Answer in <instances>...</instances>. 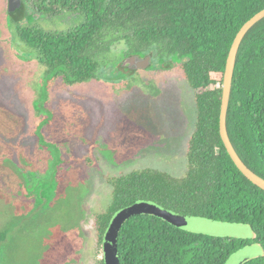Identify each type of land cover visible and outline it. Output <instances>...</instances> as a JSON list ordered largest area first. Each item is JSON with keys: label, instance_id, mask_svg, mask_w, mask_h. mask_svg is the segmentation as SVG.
<instances>
[{"label": "trees", "instance_id": "16d2710c", "mask_svg": "<svg viewBox=\"0 0 264 264\" xmlns=\"http://www.w3.org/2000/svg\"><path fill=\"white\" fill-rule=\"evenodd\" d=\"M27 1L21 0L8 29L16 49L18 44L19 50L31 52L28 59L44 69L47 86L59 82L71 88L100 80L123 85L122 79L130 86L139 72L125 73L121 61L150 56L145 71L154 64L160 71L174 68L194 91L196 123L185 175L142 169L108 180L111 201L93 222L99 247L114 214L142 201L183 216L249 226L256 238H214L153 216H134L118 234L119 264H225L244 247L261 243L264 248V191L237 169L219 133L229 50L242 26L264 10V0H33L47 15L61 10L79 15L76 26L58 32L32 27ZM99 69L107 76L95 75ZM112 75L120 79H110ZM226 128L241 161L264 179V19L238 49ZM24 178L27 185L26 174ZM43 182L32 194L36 204L50 197L49 184ZM244 264H264V255Z\"/></svg>", "mask_w": 264, "mask_h": 264}, {"label": "rangeland", "instance_id": "374dc122", "mask_svg": "<svg viewBox=\"0 0 264 264\" xmlns=\"http://www.w3.org/2000/svg\"><path fill=\"white\" fill-rule=\"evenodd\" d=\"M5 9L6 0H0L1 40L8 29ZM75 18L73 12L36 13L31 26L67 31L76 26ZM1 40L0 264H117L115 238L125 221L148 215L170 223L160 208L158 215L142 214L137 203L112 217L99 247L93 222L111 201L108 180L142 169L185 175L196 123L194 91L180 71H160L157 64L139 71L130 86L122 79L123 85L100 80L50 87L36 61L20 59L21 50L14 55L8 40ZM109 78L117 81L120 75ZM31 173L39 183H32ZM43 181L50 197L36 204L32 194ZM183 230L221 239L256 238L249 226L226 223ZM263 255V244L256 243L225 264Z\"/></svg>", "mask_w": 264, "mask_h": 264}, {"label": "water", "instance_id": "95a60500", "mask_svg": "<svg viewBox=\"0 0 264 264\" xmlns=\"http://www.w3.org/2000/svg\"><path fill=\"white\" fill-rule=\"evenodd\" d=\"M21 6H22L21 0H7V24H8V26L10 25L11 16L15 12H17L21 8ZM263 19H264V10L257 13L248 22H246L242 26V28L239 30V32L236 34V36L233 40V43L231 45V48L229 50L227 60H226L223 83L221 86L222 97H221V111H220V119H219V133H220V138L222 140V143L226 149V152L229 155V157L231 158L234 165L237 167V169L253 185L257 186L259 189L264 191V179L260 178L256 174H254L241 161V159L237 155L236 151L234 150V148H233V146L229 140V136H228L227 128H226V117H227V111H228V106H229V101H230L232 78H233V72H234V67H235L238 49L240 47L242 40L246 36V34L257 23H259ZM24 56L28 57L27 55H24ZM150 61H151L150 56H146L145 58H140L138 56H131V57L125 58L121 61L120 68L123 69L124 72L127 74L134 73V72H137L139 70H144L146 67H148V65L151 64ZM137 203H141V205H139V206H141V213L142 214L158 215L161 212H159L157 209L160 208L164 212V215L166 216L165 218H167L169 220V223L172 224L174 227H177V228L182 229V230L183 229H187V230L192 229L193 232H196L197 228L200 226L207 227L209 224L219 223V222H214V221L204 219V218L189 217V216H183L180 214H175V213H173L169 210L163 209V208H161V207H159L156 204L151 203V202H142L141 201V202H136L133 205H135ZM133 205H131V206H133ZM131 206H129V207H131ZM129 207H126L124 209H127ZM124 209H122V210H124ZM122 210H120V211H122ZM120 211H118V212H120ZM118 212H116L115 214H117ZM133 216H141V215H133ZM122 225L119 227L116 238H115V253H116L117 264H119L118 258H117V238H118V234H119V231H120V228L122 227ZM102 245H103V241H102Z\"/></svg>", "mask_w": 264, "mask_h": 264}, {"label": "flooded vegetation", "instance_id": "af4514ba", "mask_svg": "<svg viewBox=\"0 0 264 264\" xmlns=\"http://www.w3.org/2000/svg\"><path fill=\"white\" fill-rule=\"evenodd\" d=\"M27 8H28V10H29V14L32 16V19H33L32 25H33L35 14H36V13L44 14V13L40 12V11L36 8L35 3H34L33 0H28V1H27ZM5 11H6L5 22H6V24H7V0H6V9H5ZM59 12H60V11H59ZM61 12H64V11L61 10ZM57 13H58V12H57ZM57 13H55V14H57ZM75 15H76V18L74 19V21H77L78 18H79V15L76 14V13H75ZM59 26L63 27L64 25H63V24H60ZM7 33H8V34H6L5 38H6V40H8V42H9V46H10L11 52H12L13 54H14V53H17V52L19 51V49H16L15 44H14V42L12 41V37H11V34H10L9 29H7ZM0 40H1V39H0ZM1 41H5V39H4V40H1ZM21 52H22V53L20 54V56L17 55L20 59H21V57H22V58H26V59L32 57V53H31V52H27L28 54H27V53H24L23 51H21ZM23 53H24V54H23ZM14 55H15V54H14ZM24 55H27L28 57H25ZM32 60H33V59H32ZM101 71H103V70H102V69H99V70L96 72L95 75H97V76L99 75V76H100ZM140 71H142V70H140ZM104 72H105V71H104ZM138 72H139V71H138ZM105 73H106V72H105Z\"/></svg>", "mask_w": 264, "mask_h": 264}]
</instances>
